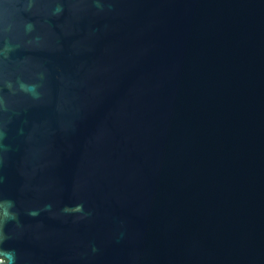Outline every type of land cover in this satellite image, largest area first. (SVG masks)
Wrapping results in <instances>:
<instances>
[{
	"label": "water",
	"instance_id": "1",
	"mask_svg": "<svg viewBox=\"0 0 264 264\" xmlns=\"http://www.w3.org/2000/svg\"><path fill=\"white\" fill-rule=\"evenodd\" d=\"M6 201L16 264H264V0H0Z\"/></svg>",
	"mask_w": 264,
	"mask_h": 264
},
{
	"label": "clouds",
	"instance_id": "2",
	"mask_svg": "<svg viewBox=\"0 0 264 264\" xmlns=\"http://www.w3.org/2000/svg\"><path fill=\"white\" fill-rule=\"evenodd\" d=\"M12 202L11 201H6L3 204H0V215L7 217V216H13L14 213L9 212V208L11 207ZM32 214H35L33 212ZM0 239H3V236L0 235ZM16 264V252L15 249H0V264Z\"/></svg>",
	"mask_w": 264,
	"mask_h": 264
}]
</instances>
